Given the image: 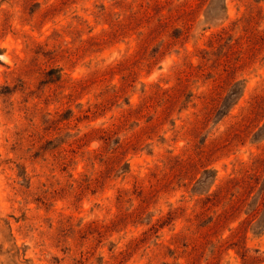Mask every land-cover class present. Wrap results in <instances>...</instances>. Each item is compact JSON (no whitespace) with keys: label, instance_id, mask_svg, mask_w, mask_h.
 <instances>
[{"label":"rangeland","instance_id":"374dc122","mask_svg":"<svg viewBox=\"0 0 264 264\" xmlns=\"http://www.w3.org/2000/svg\"><path fill=\"white\" fill-rule=\"evenodd\" d=\"M250 14L249 44L215 40ZM257 96L264 0H0V264H264L250 214L189 222L204 170L212 192L264 160Z\"/></svg>","mask_w":264,"mask_h":264},{"label":"trees","instance_id":"16d2710c","mask_svg":"<svg viewBox=\"0 0 264 264\" xmlns=\"http://www.w3.org/2000/svg\"><path fill=\"white\" fill-rule=\"evenodd\" d=\"M139 12L141 10L146 12L147 7L143 3L139 5ZM146 14H149L148 12ZM258 18V15L250 14L245 19H240L232 24V27L228 31H224L216 36L217 42H220L225 35L229 36V32L233 31L239 24H243L244 30L243 35L238 37L236 43L241 44L244 41L245 44H249L252 40L253 32H248L249 25L252 22H255ZM213 45V44H211ZM212 47V46H210ZM220 57H225L224 62L222 64L223 67H229L230 61L226 58L227 54L223 56H218V59L214 61L217 64V61ZM203 64L193 67L192 65H186V67L190 70L189 75L197 70V74L208 75V78L213 77L211 73L210 67L207 65L208 59H205L202 56ZM239 58H236V61ZM220 63L217 64V69L220 67ZM210 70V72H209ZM188 79V75L186 76ZM235 84L233 85L234 88ZM232 88V89H233ZM232 91V90H231ZM171 98L169 94V90H162L160 87H156V89L151 92L145 99L142 106L146 109L151 108L155 105H161L163 102L168 101ZM210 101L208 105H214L213 111L218 109V105L220 103V97L214 98L211 95H206L205 100ZM264 100L262 96H257L253 100L254 104L260 106L261 102ZM264 129V125L260 128ZM106 132V131H102ZM198 146H194L195 157L200 160L203 151L198 150ZM168 163H171V159L168 160ZM209 172L204 170L203 176H201L196 184H204L206 181H210L208 185V189L206 190V197L200 201L202 204L200 213L194 214V216L189 219V222L192 223V227L195 226L196 230L199 231L207 226L205 221L210 218V222L214 219L210 213L216 214V210L212 211L215 208L221 207L223 209V214H227L229 212L238 211V213L244 211L246 215L250 214L251 218L249 223L254 222L253 228L261 230L264 228V160L261 157V154L254 156L249 164L243 165L240 170L236 173L234 177H228L222 181L218 185L215 186V189L212 192H209L211 186L215 182L214 176L207 175ZM127 191H120L117 200L121 201L124 197L128 196ZM221 214H217V220L220 218ZM209 222V223H210ZM223 242V243H222ZM226 241L217 240L216 243H211L212 245V253L220 252L223 244ZM194 250V249H192ZM242 259L246 260L248 258L247 254H241Z\"/></svg>","mask_w":264,"mask_h":264}]
</instances>
